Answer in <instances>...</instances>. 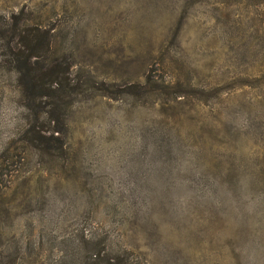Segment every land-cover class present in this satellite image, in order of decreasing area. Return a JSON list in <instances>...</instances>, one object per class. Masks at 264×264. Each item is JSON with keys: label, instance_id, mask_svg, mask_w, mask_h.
I'll list each match as a JSON object with an SVG mask.
<instances>
[{"label": "rangeland", "instance_id": "obj_1", "mask_svg": "<svg viewBox=\"0 0 264 264\" xmlns=\"http://www.w3.org/2000/svg\"><path fill=\"white\" fill-rule=\"evenodd\" d=\"M10 13L82 91L62 154L27 150L0 38V256L68 264L82 234L126 264H264V0H0Z\"/></svg>", "mask_w": 264, "mask_h": 264}, {"label": "trees", "instance_id": "obj_2", "mask_svg": "<svg viewBox=\"0 0 264 264\" xmlns=\"http://www.w3.org/2000/svg\"><path fill=\"white\" fill-rule=\"evenodd\" d=\"M25 20L17 13H10L0 20V38L6 40L7 64L14 70L20 105L24 110L21 134L26 139L27 150L31 149L32 153L44 151L51 156H60L64 148L65 109L71 96L82 91V82L71 81L67 76V65L52 56L46 31H39L37 26ZM148 80L146 77L144 84ZM140 85L129 83L118 90L131 94ZM95 87L97 94L111 96L114 93L102 81ZM169 94L173 98L187 95L175 88ZM73 246L68 264H126L121 252H107L92 236L81 234ZM0 264L11 262L0 256Z\"/></svg>", "mask_w": 264, "mask_h": 264}]
</instances>
